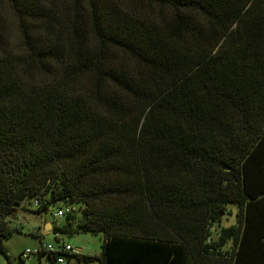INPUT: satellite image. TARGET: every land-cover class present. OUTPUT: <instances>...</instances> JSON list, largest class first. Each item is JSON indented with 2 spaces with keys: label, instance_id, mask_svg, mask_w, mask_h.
I'll return each instance as SVG.
<instances>
[{
  "label": "trees",
  "instance_id": "16d2710c",
  "mask_svg": "<svg viewBox=\"0 0 264 264\" xmlns=\"http://www.w3.org/2000/svg\"><path fill=\"white\" fill-rule=\"evenodd\" d=\"M24 202L67 262L264 264V0H0L5 264Z\"/></svg>",
  "mask_w": 264,
  "mask_h": 264
},
{
  "label": "rangeland",
  "instance_id": "374dc122",
  "mask_svg": "<svg viewBox=\"0 0 264 264\" xmlns=\"http://www.w3.org/2000/svg\"><path fill=\"white\" fill-rule=\"evenodd\" d=\"M231 212V216H222L220 227H228L235 224V208H228ZM36 208L33 202H24L19 210H16L15 215L7 218L11 227H19L20 232H14L9 238L3 240V246L7 251V254L13 264H50L48 257L42 256L38 259V255H30L27 260L21 261L19 255L25 249H36L40 244L47 245L52 244L57 247L59 243L64 242L71 247L78 249L82 256L84 255H99L101 252L102 239L101 237L92 235L90 233H78L73 236H60L56 241L53 234H48L43 237L33 236L42 231V220L54 221L55 224H62L63 218L58 220L52 219V212L47 214L37 215L35 214ZM73 213L78 212L77 206H74ZM53 223V222H52ZM219 229V227H218ZM52 228L47 225L44 232H51ZM40 261V263H39ZM0 264H5L3 255L0 254ZM53 264L54 260H53ZM67 264H100L99 261L84 262V260L77 261L76 257L71 256L68 258Z\"/></svg>",
  "mask_w": 264,
  "mask_h": 264
},
{
  "label": "built area",
  "instance_id": "2783aa9c",
  "mask_svg": "<svg viewBox=\"0 0 264 264\" xmlns=\"http://www.w3.org/2000/svg\"><path fill=\"white\" fill-rule=\"evenodd\" d=\"M34 206L37 208V204L35 202ZM74 210L73 206H61L57 210L53 212V217L55 219H59L64 217L66 214L71 213ZM45 256L47 254H50V257L54 258V263L55 264H67V260L65 259V255H80L79 250L71 247L68 244H65L64 242H61L58 244L57 247H54L52 244H47V245H39L36 247V249L30 250V249H25L21 253V259H26L30 255H42Z\"/></svg>",
  "mask_w": 264,
  "mask_h": 264
},
{
  "label": "crops",
  "instance_id": "0c3cea01",
  "mask_svg": "<svg viewBox=\"0 0 264 264\" xmlns=\"http://www.w3.org/2000/svg\"><path fill=\"white\" fill-rule=\"evenodd\" d=\"M54 217L52 216V219H53ZM54 220V219H53ZM48 224H50V227L52 228V226H53V223H51V221L49 220V221H47V220H42V231H40V232H38V234H35L37 237H43V236H45V235H48V234H53L52 232H44V230H45V227L48 225ZM79 254L81 255V253L79 252ZM25 260H27V258L26 259H23V261H25ZM39 263H40V261H39Z\"/></svg>",
  "mask_w": 264,
  "mask_h": 264
},
{
  "label": "water",
  "instance_id": "95a60500",
  "mask_svg": "<svg viewBox=\"0 0 264 264\" xmlns=\"http://www.w3.org/2000/svg\"><path fill=\"white\" fill-rule=\"evenodd\" d=\"M54 208H55V206L54 205H51L49 209L52 212V210H54ZM48 225L50 226V224H48Z\"/></svg>",
  "mask_w": 264,
  "mask_h": 264
}]
</instances>
